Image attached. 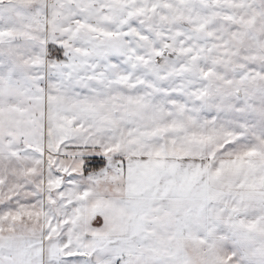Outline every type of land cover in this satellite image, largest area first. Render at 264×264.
I'll use <instances>...</instances> for the list:
<instances>
[{
  "label": "snow or ice",
  "instance_id": "obj_1",
  "mask_svg": "<svg viewBox=\"0 0 264 264\" xmlns=\"http://www.w3.org/2000/svg\"><path fill=\"white\" fill-rule=\"evenodd\" d=\"M0 264H264V0H0Z\"/></svg>",
  "mask_w": 264,
  "mask_h": 264
}]
</instances>
